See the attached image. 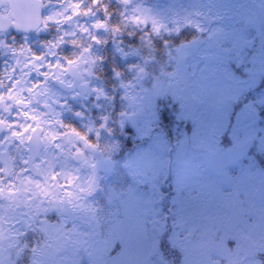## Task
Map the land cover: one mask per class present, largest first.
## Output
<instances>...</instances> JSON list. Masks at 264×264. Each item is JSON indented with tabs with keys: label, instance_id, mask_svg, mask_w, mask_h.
<instances>
[{
	"label": "rangeland",
	"instance_id": "374dc122",
	"mask_svg": "<svg viewBox=\"0 0 264 264\" xmlns=\"http://www.w3.org/2000/svg\"><path fill=\"white\" fill-rule=\"evenodd\" d=\"M47 1L44 15L60 11L61 5L65 3V0ZM117 1L122 2V0ZM256 1L264 3V0ZM72 2H75V0H72ZM142 5L138 0H131L129 10L131 13L135 8L149 10L165 25L166 29L183 27L186 24L185 17L194 23L200 24L204 29L207 25H211L208 35L212 29L223 27L228 33V39L222 43L227 48L223 49L222 44L217 46L216 43L207 39L203 44L200 43L198 47L193 49L192 56H187L185 62H179L177 75L175 77L168 75L165 86L160 87V93L163 94L167 90V94L170 95L169 98L174 101L182 98V102L177 106L169 101L159 104L158 97L160 94L155 95L153 87L152 90L146 89L141 82L138 86L127 82L129 87L123 90L129 96L135 98V103L130 104L129 100L120 98L119 110L117 111L114 99L107 103L110 100L105 98V96L108 97V93L94 77L95 74L90 78V87L102 89L105 96L98 97L95 92H91L86 96H76L77 88L68 89L62 87L55 80L48 81L49 87L57 93L58 99L57 103L50 100L49 104L54 113H60L59 119L63 123L69 115V107L65 103L67 100L70 101L71 105H84L88 109L95 106L98 112L101 111V107L107 108V105H110V112H118L121 120H124L127 115L138 114L139 118L133 130L136 134L135 137L148 140V142L150 140L147 148L137 150L133 154L124 153L121 151L118 140L112 134H109L107 130L101 128V148L111 144L118 145L116 151L110 154L111 160L114 161V173L110 176H97L100 188L103 191L98 190L82 201L99 210L97 212L99 222L88 223L79 219L73 222L72 228L73 225H76L80 235L71 233L72 240L69 246L64 245V247L69 248L68 254L62 258L63 262L61 264H95V259L105 257V254L109 251V254H112L109 264H112L114 260H119L122 264H153L149 262V259H151L150 256L156 245L153 246V243L147 238L150 235V225L154 226L156 237L162 234L165 229L162 226V217L154 194H147L144 197L136 189L137 186L143 185L152 187L154 193V190H157L164 181H167V187L172 188L174 192L171 195L172 202L170 204L179 203L176 222L173 224L176 230L174 233L171 231L173 236L169 240H174L182 247L187 248L196 264H222L224 261V264H233V262L235 264H248L249 260L252 259L251 256L246 255L248 252H255V259L259 264H264V203H255L253 200V194L259 182L264 179V175L253 171L248 164L236 167L233 171L228 170V175H225V171H223L219 177L212 176L205 169L207 155L229 149L236 143L242 145L249 140H254V144L257 145L254 151L264 156V134L259 135V130L254 123L247 121L244 124L232 127L226 132L223 121V119H226V114L229 115L235 105L239 104V101H247L245 104L241 102L242 108H244L242 112L246 113L244 116L246 119L251 115L252 109L257 104L264 105L263 93L251 92L250 94L253 96H248V99H244V97L243 100L238 99L243 95L244 89L250 86L240 82L236 83L238 80L231 75L226 64V56L230 49L241 48L245 44V36L240 29L241 25L245 22L248 24L254 22V12L251 10L249 1L165 0L155 1L148 7ZM66 14L70 15L71 10L69 9ZM135 15L138 16L139 14L136 13ZM82 21L83 24L76 23L87 26L103 39L104 30L91 27L94 23L100 21L95 15L86 16L85 20ZM241 21L243 23L239 27ZM148 24L152 27L150 22ZM74 26L64 24L62 27H65L64 31H68L69 28H74ZM49 27L58 28L61 26L50 23ZM161 30H165V28H161ZM42 34L43 31L40 32L39 36L42 37ZM106 45H95L93 47V53L96 56L103 57L102 62L97 61L95 68L100 69L109 61L116 64L117 51H115V48H107ZM33 48L36 49L35 46ZM56 51L59 54V51ZM5 54L7 53L5 52ZM175 56L173 55V57ZM167 58L166 65L171 67V71H167V68L163 70L162 67L158 68L152 65V72L155 71L163 75L176 71L175 66H177V63H175V66L173 65L176 59H170L169 56ZM57 59V56L46 57V61L53 64ZM60 62L65 63L63 60ZM46 71H48L47 68H41V72ZM225 73L231 75L232 79L226 78ZM11 74L14 75L12 77L14 83L21 75L20 69L19 73L12 71ZM151 75V85H154L157 81L160 82L159 77L155 74L154 76ZM27 79L29 81L28 86H31L32 82L43 81L44 77L32 72ZM72 79L71 75L64 76L65 83ZM21 95L27 101L29 93L25 91ZM8 105L10 106L9 111L5 112L3 108L1 111L14 125L32 123V121H26L20 115L21 111L30 112L33 109L32 105L39 113L48 112L47 108L37 103H32L24 109L13 105L11 100H8ZM154 108H158V110ZM134 109H137V111L133 112ZM159 111H167L166 113L170 117L174 116L175 119L180 120L183 126H187V121L191 122V126H187L192 137L191 142L189 144L185 141L177 142L178 146L172 152L171 159H169L166 150L167 145L163 137H176V135L173 132L165 131V134H162L159 131ZM242 112H236L235 115H240ZM121 113L126 115L121 116ZM44 119L52 120V114L49 113V115L44 116ZM173 122L171 128L175 130L177 123L174 120ZM92 123L98 125L96 120ZM52 126L63 133L64 129L60 128L59 125L53 123ZM14 130L20 131L21 129L16 127ZM11 131L12 129L9 132L11 133ZM224 133L229 138L230 145L218 149V144L221 145ZM189 134L178 137H188ZM55 151L52 149L51 153L54 152L55 154ZM103 155L108 156L109 154L104 153ZM89 156L93 162L101 158L99 153L94 156L89 153ZM249 158L250 154L246 159ZM129 162L132 167H125L124 165ZM71 164V162H68L67 167L70 168ZM168 164H170L169 169H167ZM72 167L74 168V175L78 177L75 183H86L90 176L91 167L83 165L81 168L78 167L79 171H75L74 164ZM22 176L24 174H21ZM71 190V188L60 189L61 192ZM169 192L172 193V190H169ZM27 195L31 196L30 193ZM109 195L113 196L111 202L108 199ZM181 195L182 198L180 199ZM171 198L169 201H171ZM1 212L5 215L3 230L6 236L12 238L13 233H15L12 225L19 223L17 221L19 218L27 220L28 216L25 213L30 212V209L23 204L19 206V209H16L14 205L8 206L6 204ZM118 238H123L126 242V248L122 255L121 248L116 249V246L109 248V244L113 240L119 242ZM10 242L11 239H0V260H4L2 248ZM230 242L232 243L230 247L232 250L226 248ZM159 243H162L161 240L157 242V244ZM238 244L241 250L237 254ZM105 249L108 250L105 251Z\"/></svg>",
	"mask_w": 264,
	"mask_h": 264
},
{
	"label": "snow or ice",
	"instance_id": "6c2138e0",
	"mask_svg": "<svg viewBox=\"0 0 264 264\" xmlns=\"http://www.w3.org/2000/svg\"><path fill=\"white\" fill-rule=\"evenodd\" d=\"M85 0H65L64 5H61V10L57 12H51L48 15H44L42 9L46 7L44 0H17L14 7L17 9L18 18L14 23H9L5 19H0V36L4 35L10 27H14L18 32H30L36 31L40 32L47 30L50 23L60 25L56 30L57 32H62V26L68 24L70 26L75 25L73 31H63L60 36L56 38L53 43L51 41L44 42L42 47L46 50L42 53H35L33 50L25 43L19 49L11 48V51L18 58L16 60V66L20 68L21 75L18 77L14 83L13 87L9 89L7 95H0V107L3 111H9V105L5 103L6 100H11L15 106L29 107L32 103L42 104L43 107L48 109L47 113H39L32 109L30 112H20V115L25 118L26 121H32L31 124L24 125H14L8 123L6 119L0 118V132L4 129H12L9 136L5 137L7 143H11L13 140H18L21 145L26 142L30 145L26 150L30 153L27 159H22V163L27 167L20 170L23 172H31L32 175L28 177L21 178L19 173H15L13 169L14 157L8 155L4 144L0 143V164H3V168H0V173H3V177H0V200L9 201L10 205L19 207L21 204L25 205L30 209V212L25 213L28 216V220L24 221L25 226L31 228L37 219L43 214L45 219L39 220L40 231L48 238L52 239L61 235H64L65 228L68 219H79L88 223L99 222L97 216L98 209L92 207L91 204H85L82 201L86 197L93 195L98 190L103 191L100 188L98 177L96 175L97 165H101L105 172H112L114 170V161L111 160V153L116 151L118 148L117 144L107 145L101 148L99 143H93L89 139V134L95 133L97 141L100 139V130L92 126H89L86 133H82L77 130L74 126L70 124H64L60 119V113H54L49 101L57 103V93L52 91L48 85L49 80H55L62 87L68 89H76V96H86L91 92H95L97 96H105L102 89L90 87V78L94 75V68L97 66V61L102 62L103 57L96 56L93 53V47L95 45H106L108 43L107 39H102L95 32L91 31L87 26L79 25L75 21V17L78 16H89L92 14L93 6H100L103 8L107 16V6L102 4V0H91L89 7L84 9L82 7ZM125 6L131 4V0H122ZM69 9L71 14L68 15ZM133 17L131 22L136 24H148L152 25V33L159 34L161 28H165V25L157 19L156 16L152 15L149 10H142L140 8L133 9ZM139 15L136 16L135 14ZM199 14V13H197ZM110 18V17H109ZM186 24H192L197 31L204 32V28L198 23H194L187 17L184 18ZM127 25H125L126 27ZM93 29L104 30L105 32H111L113 35L122 34V28L120 25H109L107 20L97 21L91 26ZM77 31L81 36H77ZM179 33L180 28L175 29ZM132 35V33H129ZM87 36V40L83 37ZM69 37L70 39H65ZM228 39V33L223 27H217L212 29L208 35V40L213 41L217 46L221 45L223 41ZM27 40V36H25ZM202 41L199 38H194L188 43H181L178 47L174 49L176 56L173 57L171 52L169 53L170 59L177 60V70L168 73L167 75L175 77L179 71V62L189 55L190 50L197 47ZM149 47H151V41L145 42ZM167 41L165 44L167 45ZM64 44H70L73 48L79 49L78 53H73L71 56H59L56 62L53 64L46 61V57L58 56L57 49H59ZM10 46L5 43L3 39H0V49H9ZM123 58L129 56H137L144 60V65L149 62L148 57H144L141 54L140 48H133L129 52H124L122 49H118ZM63 60L65 63L62 64L60 61ZM47 68L48 71L41 72V68ZM135 70L136 79L143 80L148 76L146 67L141 64H131L129 65V71ZM15 69H13V72ZM116 78H120L122 73L113 69ZM32 72H36L38 76H43V81L32 82L31 86L27 77L31 76ZM11 76V73L9 74ZM71 75L72 80L65 83L64 76ZM226 78L232 79L231 75L225 73ZM239 83V81H236ZM121 88L125 90L129 87L128 84L121 81ZM4 87L0 83V88ZM154 94H160L159 82L153 85ZM28 92L29 97L27 101L21 95L23 92ZM147 91V90H145ZM75 98V97H73ZM106 99H114V97H107ZM122 99L129 100L130 104L135 103V98L131 97L125 92ZM63 107V105H61ZM253 111H255L253 109ZM52 114V120L44 119V116ZM75 115L80 116L79 112ZM125 113H121V116H125ZM105 121L100 127L104 128L111 134V129L107 128L108 117H102ZM55 125H59L64 131L61 133ZM126 121H120V127L125 126ZM135 122L133 121V124ZM19 127L21 130H14ZM195 135V133H194ZM60 143H56V141ZM80 145H83L81 147ZM67 146V150L65 149ZM49 148H55L59 151L56 154L49 153ZM242 148L240 143L234 144L233 148L227 151L221 150V158L224 161L225 175H228L226 169L232 164L237 162V159L241 155L239 150ZM75 149V151H72ZM43 150V151H42ZM93 156L97 153L100 154V159L92 161L89 154ZM104 153H108V156H104ZM39 159V163H37ZM79 160L82 165L89 166L93 169L92 174L87 179L86 183L79 184L75 183L78 177L74 175L73 169L67 167V162L69 160ZM60 167L57 170V164ZM127 168H131V163H126L124 165ZM75 171H79L76 169ZM9 175H14L16 180L19 181V187L16 184H9L5 186L4 177ZM39 177L40 179H37ZM64 181V183H61ZM71 191H63L60 189H69ZM31 194L29 197L27 194ZM114 193V190H113ZM113 196L109 195L108 199L111 202ZM47 205V206H44ZM55 213L59 218V223L49 222L46 218L49 214ZM67 217V219H65ZM5 215L0 212V239H11V237L6 236L3 230ZM74 235H80L76 225H73L72 229L68 230ZM121 245V255L126 248V242L123 238H118ZM113 240L109 244V248L113 247L115 244ZM16 241L13 239L9 247L14 246ZM108 243V242H106ZM226 247V244L224 245ZM108 249H105L107 251ZM239 244L237 245L236 253L240 251ZM34 253L37 249L33 248ZM246 255L251 256L252 259L249 260L248 264H259L255 259V252H248ZM0 264H4L0 260ZM34 264H41L40 261H35ZM112 264H122L119 260H114ZM235 264V262H233Z\"/></svg>",
	"mask_w": 264,
	"mask_h": 264
},
{
	"label": "trees",
	"instance_id": "16d2710c",
	"mask_svg": "<svg viewBox=\"0 0 264 264\" xmlns=\"http://www.w3.org/2000/svg\"><path fill=\"white\" fill-rule=\"evenodd\" d=\"M139 3H142L143 7H148L151 3L155 2V0H138ZM249 1V5L251 6V10L254 12V22L251 23H239L242 24L241 32L244 34V42L245 44L241 48H231L226 56V64L229 67V71L231 75L236 78L241 84H248L250 89L245 88L243 95H241L238 99H248V96H253L250 94L251 92H256L260 94H264V3H258V1ZM91 0H85L83 2L82 7L84 9L89 7ZM102 4L107 6V16L100 6L92 7V14L88 17L94 16L97 17L100 21H105L109 23V25H120L122 28V34L113 35L110 31H103V39H107V48L114 49L116 56V64L114 62L109 61V63H105L102 67L94 68V77L103 85L104 89L108 93V97H114V102L116 103V109L119 110L118 104L119 99L125 94L124 88H121V81L127 84V82L131 84L139 85L141 82L143 87L146 89L152 90L153 85L150 84V75L159 77V84L161 86H165V80L167 78V74L161 75L158 72H152V65L162 67L163 70L171 71V67L166 65L167 57L171 52V55H176L174 49L181 45V43H188L194 38H199L203 44L208 39V30L211 25H207L206 31L200 32L192 24H185L183 27H180L179 33L175 31L176 28L160 30V33L157 35L152 33V27L149 24H136L131 22V18L134 13L129 10L131 7L125 6L123 2H118L117 0H102ZM86 16H78L75 17V21L83 24L82 20H85ZM110 17V18H109ZM125 25H127L125 27ZM244 26V27H243ZM73 27L68 29V32L73 31ZM57 28L49 27L47 30H43V34L40 37L43 40L41 42H35L31 40L34 38L33 36H27V40H25V36H17L12 32H6L0 36V39H3L6 44L10 46L9 49H0V83L4 85V87L0 88L1 95H7L9 89H11L13 81L12 77L14 76L12 73L13 69H15L16 73H19V69L16 66L17 56L13 54L11 48L19 49L22 45L27 43V45L33 50L35 53H42L46 51L42 44L44 42H55L56 38L62 34L65 27H62V32H57ZM41 32V31H40ZM40 32L39 35H40ZM132 33V35H129ZM77 36H81V34L77 31ZM86 40V36L83 37ZM65 39H70L66 37ZM9 41V42H8ZM151 41V47H149L145 42ZM167 41V45L165 44ZM34 42V45H33ZM37 43V44H36ZM39 43V44H38ZM200 45V44H199ZM198 45V46H199ZM33 46L36 47L33 48ZM197 46V47H198ZM222 43V48H227V46ZM133 48H140L141 54L144 57L149 58V62L147 65H144V60L137 56H129L127 58H123L118 51V49H122L124 52H129ZM59 56H71L73 53H78L79 49L73 48L70 44H64L59 49ZM5 52L8 54H5ZM193 49L190 50L188 56H192ZM11 55V56H10ZM194 55V54H193ZM187 58V57H186ZM184 58L180 62H185L187 59ZM110 60V59H109ZM153 62V64H151ZM141 64L146 67V71L148 72V76L143 80L136 79L135 70L129 71V65L131 64ZM177 63V60L174 61ZM177 68V66H175ZM120 71L122 76L118 79L116 78L113 69ZM12 70V71H11ZM159 70V69H158ZM113 89V90H112ZM161 91V89H160ZM169 93L167 94V90L159 95L158 100L160 103H166L169 101L173 105L177 106L182 102V98H178V101H174L172 98H169ZM109 100V99H108ZM113 99L107 101L110 103ZM245 104L247 101H239V104L235 105L230 114H226V119L224 121V130L226 132L229 131L232 127L236 125L244 124L247 121H251L254 123L255 127L259 130V135L264 134V105L257 104L254 108L255 111L251 112V115L246 119L244 116L246 115L244 108H242V103ZM66 105L69 107V115L66 117L65 124H70L74 126L77 130L82 133H86L89 126H92L96 129L100 130V136L102 133L101 125L105 123L102 120V117L107 116V128L111 129V134L114 136L116 140H118L121 151L129 154H133L137 150H141L143 148H147L148 140L141 139L140 137H135V132L129 129L126 125L121 128L120 121L121 117L118 112L113 113L110 112V105H107V108L101 107V111H97L96 107L88 109L84 107V105H71L70 101L67 100ZM115 107V106H114ZM158 110V108H154ZM137 111L134 109L133 112ZM79 112L81 115L77 116L75 113ZM158 114L159 127L162 134L167 132H173L176 137H163L165 144L167 145V153L169 159L172 157V152L176 150L178 146L177 142H183L189 144L192 140V137L189 134V130L187 126H191V122L187 121V126H183L180 120L175 119L174 116L170 117L168 113L165 111ZM236 112H242L240 115H235ZM98 115V116H96ZM180 115V114H179ZM98 121V125H94L92 121ZM177 123L176 129L172 130V124ZM158 128V127H157ZM160 134V132H159ZM189 134L188 137H178ZM221 145L218 144L219 148L228 147L230 145L229 138L226 133L222 135ZM101 138V137H100ZM104 138V137H103ZM89 139L93 143H99L101 146V139L97 141L95 133L89 134ZM256 143L254 144L251 152L250 158L244 159L240 161L236 167L250 165L253 171H257L260 175H264V156L258 154L254 150L256 149ZM89 154V153H88ZM235 167V168H236ZM170 168V164L167 165V169ZM235 168L229 169V171L235 170ZM206 172L210 174L209 170L205 166ZM159 183V182H158ZM167 181L161 183L158 189L152 190V187H145L143 185L137 186L138 193L140 192L142 196H146L147 194H151L156 197L157 206H159V212L162 217V226L165 229L162 231V234L156 237L154 226L150 225V231L147 238L150 242L153 243V246L156 245V248L153 249L152 254L150 256L149 262L153 264H196L195 259L187 250V248L182 247L181 244L175 242L174 240H169L172 238V233L176 229L173 224L176 222V216L179 210V203H172L171 195H173V189L167 187ZM172 190V193L169 192ZM89 197V196H88ZM171 198V201L169 199ZM182 195L180 196V199ZM175 202V199H174ZM49 222L59 223L60 218L55 214L51 213L47 217ZM45 219V216L41 214V216L37 219L36 223L32 225L31 228L25 226V219L19 218L17 221L18 230L14 233L11 238V242L6 244L2 250L4 251V264H34L35 261H40L41 264H61L62 258L68 254V247H64V245L70 244L72 240V234L69 232V229H72L73 222L76 219H68L66 228L64 230L65 234L48 239L40 230L39 220ZM67 219V217L65 218ZM28 220V219H27ZM153 235V237H151ZM162 235V237H160ZM15 240L16 243L14 246L9 247L12 243V240ZM161 242L157 244V242ZM231 242L227 244V249H231ZM116 249H120L121 245L119 242H116L114 247ZM37 249V252L34 253L32 249ZM111 250V249H110ZM110 252V251H109ZM105 254V257H100L95 259V264H109V259H111L112 254ZM105 258V259H104ZM224 261V260H223ZM225 262V261H224ZM222 262V264H224Z\"/></svg>",
	"mask_w": 264,
	"mask_h": 264
},
{
	"label": "water",
	"instance_id": "95a60500",
	"mask_svg": "<svg viewBox=\"0 0 264 264\" xmlns=\"http://www.w3.org/2000/svg\"><path fill=\"white\" fill-rule=\"evenodd\" d=\"M16 2L17 0H0V10L3 9L7 5L9 12H10L9 17H0V19L6 18L10 24L16 21V19L18 18L17 9L14 7ZM42 12H43V9H42ZM7 32H12L17 36H32L36 31H30V32L24 33V32L16 31L14 27H10ZM77 91H79L78 88H77ZM20 107L23 108V106H20ZM138 118H139L138 114H131V115L125 116L124 120L126 121L127 127L131 130H134ZM133 121L135 122L134 124H133ZM253 145H254L253 140H249L245 142L244 144H242V148L239 150L241 155L237 159V162L227 167V169L235 167L239 161L246 158L248 154L250 153ZM233 146H231L230 148H233ZM227 150L228 149L224 151H227ZM205 161H206V166L208 167L209 171L215 177H219L222 174V172L225 171L224 161L221 158V151H217V152L207 155L205 158ZM92 172H93V169H91L90 174H92ZM113 173H114V170L110 173L105 172L104 168L101 165L99 164L97 165L96 175H99V174L111 175ZM253 200L255 203H264V179H262L259 182L257 190L255 191L253 195Z\"/></svg>",
	"mask_w": 264,
	"mask_h": 264
},
{
	"label": "flooded vegetation",
	"instance_id": "af4514ba",
	"mask_svg": "<svg viewBox=\"0 0 264 264\" xmlns=\"http://www.w3.org/2000/svg\"><path fill=\"white\" fill-rule=\"evenodd\" d=\"M47 2H48L47 0H44L45 4H47ZM45 10H46V7L43 9V14H45ZM9 16H10V12H9V9L6 5L3 9L0 10V17H9ZM5 34H7V33H5ZM32 36L34 38H32L31 40H33L35 42L47 41V40L41 39L38 32H35ZM5 103L8 105V100H6ZM32 106H33V109L36 110L35 106L34 105H32ZM1 110H2V107H0V118H4V119H6V121L8 123H10L9 119L5 116V114ZM9 131H10V129H4L3 132H0V143L4 144V147H5L8 155L11 157H14V164H13L14 172L19 173L20 175L24 174V176H22L21 178L28 177V176L32 175L31 172L21 173L20 170L27 167L25 164L22 163V159H27L28 156L30 155V153L26 150L30 145L27 142L24 145H21L18 140H13L11 143H7L5 141V137L10 135ZM56 143H60V141L58 140V141H56ZM80 146L83 147V145H80ZM52 149L56 150L55 154L59 151L58 149H55V148H49L48 151L51 153ZM65 149L67 150V146H65ZM72 151H75V149H72ZM52 154H54V152H52ZM36 162L39 163V159H37ZM68 162L72 163L70 165L71 169H74L72 167L73 164L75 165V169H78V167H80V168L83 167L82 163L79 160L73 159V160H69ZM59 167H60V165L58 163L57 164V170H59ZM0 168H3V164H0ZM0 177H3V173H0ZM3 179H4L5 186H7L9 184H16L17 186L19 185V181L16 180L14 175H9L7 177H4ZM37 179H40V178L37 177ZM61 183H64V181H61ZM6 204L8 206H11L9 204V201L0 200V212L5 208ZM44 206H47V205H44ZM16 209H19V207H16ZM8 212H10V210H8Z\"/></svg>",
	"mask_w": 264,
	"mask_h": 264
}]
</instances>
